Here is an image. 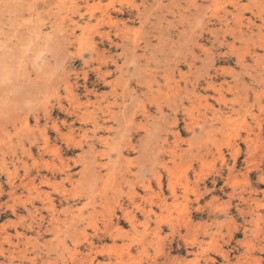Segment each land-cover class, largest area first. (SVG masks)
<instances>
[{
	"label": "rangeland",
	"instance_id": "obj_1",
	"mask_svg": "<svg viewBox=\"0 0 264 264\" xmlns=\"http://www.w3.org/2000/svg\"><path fill=\"white\" fill-rule=\"evenodd\" d=\"M0 264H264V0H0Z\"/></svg>",
	"mask_w": 264,
	"mask_h": 264
},
{
	"label": "bare ground",
	"instance_id": "obj_2",
	"mask_svg": "<svg viewBox=\"0 0 264 264\" xmlns=\"http://www.w3.org/2000/svg\"><path fill=\"white\" fill-rule=\"evenodd\" d=\"M155 2V1H154ZM153 4V3H152ZM149 10V9H148ZM205 13V12H204ZM60 42V41H59ZM86 80V79H85ZM80 135V134H79ZM149 138V137H148ZM141 140V139H140ZM74 144V143H73ZM109 145V144H108ZM253 146V145H252ZM81 150V149H80ZM100 152V151H99ZM188 152V151H187ZM200 157V156H199ZM147 159V158H146ZM108 164V163H107ZM102 165V164H101ZM120 168V167H119ZM101 174V173H100ZM98 178V177H97ZM112 182V181H111ZM104 183V182H103ZM123 192V191H122ZM133 193V192H132ZM141 196V195H140ZM115 199V198H114ZM103 201V200H102ZM150 201V200H149ZM256 201V200H255ZM102 204V203H101ZM249 204V203H248ZM110 206V205H109ZM139 209V208H138ZM161 211V210H160ZM80 212V211H79ZM180 213V212H179ZM124 215V214H123ZM62 220V219H60ZM183 220V219H182ZM128 222V221H127ZM160 223V222H159ZM62 227V226H61ZM256 227V226H254ZM197 229V228H196ZM204 230V229H203ZM178 233V232H177ZM204 234V233H203ZM213 234V233H212ZM125 235V234H124ZM140 241V240H139ZM163 242V241H162ZM187 242V241H186ZM227 245V244H226ZM262 246V245H261ZM225 255V254H223ZM224 257V256H223ZM85 263V262H84Z\"/></svg>",
	"mask_w": 264,
	"mask_h": 264
}]
</instances>
